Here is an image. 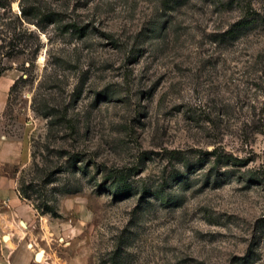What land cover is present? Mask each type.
<instances>
[{
	"label": "rangeland",
	"instance_id": "obj_1",
	"mask_svg": "<svg viewBox=\"0 0 264 264\" xmlns=\"http://www.w3.org/2000/svg\"><path fill=\"white\" fill-rule=\"evenodd\" d=\"M11 194L29 264H264V0H0L5 264Z\"/></svg>",
	"mask_w": 264,
	"mask_h": 264
},
{
	"label": "crops",
	"instance_id": "obj_2",
	"mask_svg": "<svg viewBox=\"0 0 264 264\" xmlns=\"http://www.w3.org/2000/svg\"><path fill=\"white\" fill-rule=\"evenodd\" d=\"M15 197L16 199L14 200ZM9 200L14 202V204L16 205V210H14V212L10 215V219H8L7 221H4V218L2 216L1 217L3 219V222H2L3 230L2 231L3 232L6 231L5 233H7V235L3 236L4 241L6 242L5 245L8 246L12 254L13 253L15 254L14 257L10 256V259H12V262L10 264H29L31 260H37L36 256H37L38 251H36L35 254H32L30 250H24L23 255L19 256L18 250L22 246L21 241L24 239V237L26 236L28 232H27V228L24 227L26 228V232L24 231L25 232L24 236H21L19 238L20 228L18 227L19 225L18 223L15 222V220H16V217L20 218L19 222H21L22 225L23 223H26L27 225L29 222L33 221V218L35 217L36 212L31 206H29L28 204H24L22 201L17 199V196H14V194L10 195ZM6 236H8L9 238L8 240L5 239ZM17 238L19 239L17 240ZM37 262L39 261L37 260ZM0 264H5L2 253H0Z\"/></svg>",
	"mask_w": 264,
	"mask_h": 264
},
{
	"label": "trees",
	"instance_id": "obj_3",
	"mask_svg": "<svg viewBox=\"0 0 264 264\" xmlns=\"http://www.w3.org/2000/svg\"><path fill=\"white\" fill-rule=\"evenodd\" d=\"M232 157H230V159H231ZM233 160V159H232ZM121 191L122 192H129L130 191V186L128 185V184H124V185H121L120 186V188H119V186H118V188H117V190L115 191L116 192V194H115V196H121L122 194H121ZM48 209H50V211L54 214V215H57V212H56V209L54 208V207H52V208H50V207H48Z\"/></svg>",
	"mask_w": 264,
	"mask_h": 264
},
{
	"label": "bare ground",
	"instance_id": "obj_4",
	"mask_svg": "<svg viewBox=\"0 0 264 264\" xmlns=\"http://www.w3.org/2000/svg\"><path fill=\"white\" fill-rule=\"evenodd\" d=\"M23 224L25 225V223H23ZM5 239L8 240V239H9L8 236H6ZM31 246H32V245H31ZM38 253H39V255H38L37 260H38L39 262H43V261H44V258H45V251H44V250H41V251H38L37 254H38Z\"/></svg>",
	"mask_w": 264,
	"mask_h": 264
},
{
	"label": "water",
	"instance_id": "obj_5",
	"mask_svg": "<svg viewBox=\"0 0 264 264\" xmlns=\"http://www.w3.org/2000/svg\"><path fill=\"white\" fill-rule=\"evenodd\" d=\"M39 253L37 254L36 258H38Z\"/></svg>",
	"mask_w": 264,
	"mask_h": 264
}]
</instances>
